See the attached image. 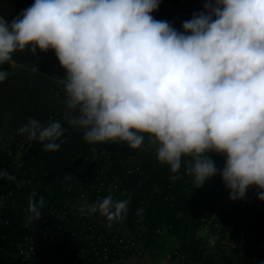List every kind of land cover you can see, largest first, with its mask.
<instances>
[{"label": "clouds", "instance_id": "9594fccd", "mask_svg": "<svg viewBox=\"0 0 264 264\" xmlns=\"http://www.w3.org/2000/svg\"><path fill=\"white\" fill-rule=\"evenodd\" d=\"M160 3L34 0L10 22L0 16V65L39 49L54 51L66 70L63 120L29 118L17 134L49 152L60 149L65 123L91 145L142 150L147 140L171 173L183 168L198 187L220 175L233 201L250 187L264 201V0H206L183 31L152 15ZM8 78L0 70V82ZM213 153L224 157L222 168ZM0 178L16 179L6 170ZM35 195L31 224L45 204ZM130 203L107 195L88 212L111 224Z\"/></svg>", "mask_w": 264, "mask_h": 264}, {"label": "trees", "instance_id": "16d2710c", "mask_svg": "<svg viewBox=\"0 0 264 264\" xmlns=\"http://www.w3.org/2000/svg\"><path fill=\"white\" fill-rule=\"evenodd\" d=\"M167 6L160 3L158 10L152 15L159 20L170 22L177 30L182 31L183 21L172 19L168 15ZM66 74V73H65ZM64 74V75H65ZM53 95L65 98L63 87L56 88ZM54 119L63 120V113L55 111ZM44 120L41 122H48ZM67 131L62 137L58 151H46L38 141H33V147L22 153L20 166H16L17 146L20 136L6 150L0 149V170H6L16 179L0 178V264H23L19 251L31 240L34 224L28 223L29 198L35 193V198L43 196L45 200L42 215L47 212L66 213L63 218L55 219L60 232L59 244L40 252L37 259L40 263L52 261L58 255H67L75 260L80 249L86 251L87 259L96 264H148L146 245L149 246L158 231L170 239L186 240L192 236V245L198 252L212 248L221 251L220 246H212L196 236V232L205 223L218 222L219 234L230 239L246 237L249 231H259L264 221V214L255 210L252 213V202L257 196V188H253L245 199L233 201L230 190L217 175L198 187L193 177L181 169L173 174L167 165L160 164L155 156L154 148L145 141L142 150H135L123 142H108L91 145L83 140L82 131L63 125ZM146 150L148 156H143ZM218 168L225 163L223 156L213 153ZM96 160L107 161L112 174L120 177L118 199L131 198L128 214L123 220L116 221L114 227L119 229L111 234L108 230H100L98 235L105 238L133 236L137 239L138 248H117L110 243L89 245L87 235L90 232L78 227L80 222H86L76 210V200L82 192L90 194L93 186H98L95 169ZM176 175L177 179H172ZM95 199L91 194L90 201ZM137 209H143L137 214ZM245 212L244 219L251 221L246 227L240 226L238 218ZM257 209V208H256ZM227 228V229H226ZM229 228V229H228ZM225 233V234H224ZM143 235V240L141 238ZM139 239V241H138ZM145 239V244H144ZM96 241V239H95ZM111 255L103 260L99 255L108 246ZM140 252H137L139 251ZM72 251V253H71ZM56 253H58L56 255ZM141 253L140 259L136 258ZM178 255L186 256L185 262H177ZM132 258V259H131ZM174 264H211L202 258H193L183 248L172 253Z\"/></svg>", "mask_w": 264, "mask_h": 264}, {"label": "crops", "instance_id": "0c3cea01", "mask_svg": "<svg viewBox=\"0 0 264 264\" xmlns=\"http://www.w3.org/2000/svg\"><path fill=\"white\" fill-rule=\"evenodd\" d=\"M205 2L206 0H161L168 7L169 17L178 21L191 19L194 12L204 10ZM32 3L34 0H0V16L10 22ZM55 56L52 50L43 52L37 49L34 54L26 49L15 52L11 62L0 65V70L9 72L8 80L0 82V149L13 145L17 129L29 118L44 121L55 111L63 113L65 98H59L53 93L56 88L63 87L59 81L66 70ZM33 66L37 69L36 72L32 71ZM251 188L246 196L251 193ZM35 221L37 225L38 221ZM158 241L164 242L165 246H159ZM145 247L148 264H174L172 253L179 248H183L189 256L202 258L211 264H261L264 261V236L260 249L253 255L242 249L224 252L212 248L198 252L192 245V236L184 241L159 234Z\"/></svg>", "mask_w": 264, "mask_h": 264}, {"label": "built area", "instance_id": "2783aa9c", "mask_svg": "<svg viewBox=\"0 0 264 264\" xmlns=\"http://www.w3.org/2000/svg\"><path fill=\"white\" fill-rule=\"evenodd\" d=\"M183 31V30H182ZM54 117L51 116L47 120H52ZM17 146L19 148V153L16 156V160H19L21 163L22 153L26 150H29L33 147V141H28L24 136H20ZM20 156V157H19ZM98 166L95 169L96 180L99 183L98 186H93L90 189V194L88 191L86 193L82 192L81 195L77 198L75 208L79 214H81V218L86 220V222H80L78 227L85 231L90 232L91 234L87 235V240L89 241V245L93 247V251H95L94 246L97 243H110L114 244L117 248H138L137 239L133 236H124L118 238L117 236H113L112 238H105L103 235H98L100 230H108L109 233L113 234L116 229L114 227L116 221H113L111 224L107 221L106 217H103L99 214V211L95 214H91L88 212V207L107 195H112L114 199H118L119 195V184L120 177L112 174V169L107 161H99L96 160ZM17 163V167L20 165ZM91 194H95V199L93 201L89 200ZM257 208V209H256ZM255 210L258 212H262L264 214V201H261L258 196L252 202L251 212L254 213ZM247 209L243 210L242 215L238 218V223L242 227L249 226L251 221L248 219H244L245 212ZM66 216V213H57L55 211L47 212L44 215H41L39 219H37L38 224L34 227L33 236L30 242L22 248L18 257L21 258L23 264H96L91 263L86 256V251L80 249L78 254L76 255L75 260L71 259L70 256L67 255H58L52 261H47L44 263H40L37 259V256L46 248H51L57 246L59 244L60 232H58L59 226L56 223L55 219H61ZM211 224V223H210ZM209 224V225H210ZM208 225L205 223L201 226V228L196 232V236L199 238H203L204 241L211 244L212 246H220L221 250L224 252L235 251L237 249H242L246 253L255 254L261 247L262 239L264 236V221L259 231L250 232L246 237H239L230 239L229 236L224 235L221 236L219 234L220 229L216 230L220 227L218 222H214L212 224V230L209 231V235L207 237H202L201 232L202 229ZM209 225L208 228L209 229ZM227 229V228H226ZM229 229V228H228ZM225 234V233H224ZM143 240V235H141ZM96 239V241H95ZM214 239V243H210L211 240ZM139 241V239H138ZM145 244V239H144ZM139 249V248H138ZM137 252H140L137 251ZM72 253V251H71ZM58 253H56L57 255ZM99 255L103 260H108L111 255V250L108 246H105L102 249L101 254ZM141 253L138 254L136 258L140 259ZM132 259V258H131ZM186 256L178 255L177 262H185ZM131 262V264H138ZM110 264H114L111 262Z\"/></svg>", "mask_w": 264, "mask_h": 264}, {"label": "rangeland", "instance_id": "374dc122", "mask_svg": "<svg viewBox=\"0 0 264 264\" xmlns=\"http://www.w3.org/2000/svg\"><path fill=\"white\" fill-rule=\"evenodd\" d=\"M56 57V56H55ZM57 58V57H56ZM58 59V58H57ZM15 140H16V138H15ZM15 142V141H14ZM2 150H6V148L5 149H2ZM149 151L150 150H146L144 153H142V155L143 156H148L149 155ZM20 157V156H19ZM16 163H20L19 162V160H16ZM21 164V163H20ZM20 166V165H19ZM253 188L254 187H252L251 188V191L253 190ZM210 223H208V225H209ZM35 225H36V221H35ZM208 225H205V227L202 229V232H201V235H202V237H207L208 235H209V231L210 230H212V224H210L209 225V229H207L208 228ZM159 234H163V231H158V233H157V235H159ZM156 235V236H157ZM158 245L159 246H165V244H164V242H162V241H158ZM155 251H156V249H154ZM222 251V250H221ZM247 254H249V253H247ZM250 255H253V254H250Z\"/></svg>", "mask_w": 264, "mask_h": 264}]
</instances>
